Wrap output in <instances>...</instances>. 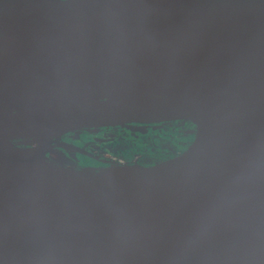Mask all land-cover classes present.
<instances>
[{"label":"water","instance_id":"water-1","mask_svg":"<svg viewBox=\"0 0 264 264\" xmlns=\"http://www.w3.org/2000/svg\"><path fill=\"white\" fill-rule=\"evenodd\" d=\"M124 6L91 21L67 0H0V264H264V0ZM180 119L192 144L159 165L48 155L101 166L115 160L62 135Z\"/></svg>","mask_w":264,"mask_h":264},{"label":"rangeland","instance_id":"rangeland-1","mask_svg":"<svg viewBox=\"0 0 264 264\" xmlns=\"http://www.w3.org/2000/svg\"><path fill=\"white\" fill-rule=\"evenodd\" d=\"M174 126V123H169L165 124V129L167 132H172V137L170 136L169 138H164L162 135H157V133H149L147 135L142 134V140L139 141L138 143L135 141H125L118 139L116 140V135H117V130H109L107 132H103L101 135H99L102 138H106L105 140H102L105 146V150L100 151L99 149V144L93 141L87 142L84 138L82 133H80V137L73 136L76 140L75 142H81L85 143V147L89 148L94 152L95 154H103L105 155L108 159L110 160H116L118 162H128L119 157L118 153H125V154H134L132 157V160L130 162H135L138 164H146L158 157L159 159L161 158V155H167L170 154L171 152H180L183 151L184 149H187V146H184L185 141L187 140V137L189 135V132L187 130L195 131L196 126H193L191 129L190 127H185V130H177L176 128H172ZM152 131V130H150ZM92 136V135H91ZM27 138V137H26ZM140 138V137H136ZM28 141V143H25ZM22 145L31 147L32 145L37 146V143L35 140H32L30 138L23 139L21 140ZM137 144V147H134ZM139 145V146H138ZM137 148V150H135ZM65 155V154H64ZM66 156V155H65ZM64 156V159L66 157ZM174 157H179L180 155H173ZM172 156V157H173ZM170 158V157H169ZM168 158V159H169ZM69 159V158H67ZM74 161L72 160V163ZM89 165H95V166H100V164H95V163H89V164H81V163H73V167L79 168V167H84V166H89Z\"/></svg>","mask_w":264,"mask_h":264},{"label":"bare ground","instance_id":"bare-ground-1","mask_svg":"<svg viewBox=\"0 0 264 264\" xmlns=\"http://www.w3.org/2000/svg\"><path fill=\"white\" fill-rule=\"evenodd\" d=\"M68 4L83 13L87 20L91 21H110L112 18L120 16L122 10L125 8V4L131 0H67ZM50 29H57L59 22L54 13H47L46 20L44 22ZM0 38H2L0 36ZM28 39L31 44H37L42 41L35 33L29 31ZM19 142V141H18ZM27 142V141H26ZM25 142V143H26ZM20 143V142H19ZM33 147V146H31ZM38 147V146H37ZM49 158L57 163H64V155L61 154L56 148H52L48 151ZM105 156V155H104ZM105 158H107L105 156ZM44 159H39L36 165L43 166ZM146 165V164H144ZM140 168V164L135 162H118L114 161L101 166L89 165L82 168L85 173H104V174H117L131 172ZM0 176L7 177L5 169L0 165Z\"/></svg>","mask_w":264,"mask_h":264},{"label":"flooded vegetation","instance_id":"flooded-vegetation-1","mask_svg":"<svg viewBox=\"0 0 264 264\" xmlns=\"http://www.w3.org/2000/svg\"><path fill=\"white\" fill-rule=\"evenodd\" d=\"M14 113L21 114V115H25V116H34V115L40 114V112H37V111H34V110H19V111H16ZM172 122L174 123V126H172V128H176L178 131L179 130H185L186 129L185 127H187V126L188 127L191 126V129L193 128V126H196V123L195 122H193L191 120H188V119L171 120V121H165V122H161V123L154 124L153 126L157 127L154 130L151 129V126L150 125H147V131L145 133H142V134L147 135L149 133H155L157 131L159 133V135H162V137H164V138H169L170 136L172 137L173 136L172 135V132L169 133L165 129V124H169V123H172ZM113 129H115L114 126L113 127H110V128H107V129H103L102 131H100V132L97 133V132H93L92 128H86V129L75 130V131H71V132L65 133V134L62 135V138L65 141H68V142H70L72 144L83 145V143H81V142H75L76 139L73 137V136L80 137V133H82L83 137L84 138L86 137V141L87 142L93 141V142H96L97 144H99L98 142H103L102 140H105L106 139V138L100 137L99 135H101L103 132H107V131L113 130ZM150 130H153V131H150ZM187 132H189V135L187 137V140L184 143V146H187V149L186 150L184 149L183 151H180L178 153L175 151V152H173V153L171 152L170 154H167V155H161V156H164V158L159 159L158 157H156V159H154V160L146 163V165H159V164H162V163H166V162H169V161H171V160H173V159L176 158L173 155H182L184 152H186L189 149L190 145L192 144V139H193V133H194V131L187 130ZM89 133H95V135H92L91 136V135H89ZM6 136L14 139V141H19L20 143H21V140L30 138V139L36 141L38 148L41 147V142L36 137L25 136V135L15 134V133H7ZM26 143H28V141ZM32 146H34V145H32ZM83 146H86L85 143H84ZM56 149L59 150L61 152V154L64 155L65 152L61 148H56ZM99 155H101V154H99ZM102 156H103V154H102ZM65 157L71 159L69 156H65ZM83 157L84 156H82V155L79 157L80 160H81V162L84 161L83 160ZM73 163H75V161Z\"/></svg>","mask_w":264,"mask_h":264},{"label":"trees","instance_id":"trees-1","mask_svg":"<svg viewBox=\"0 0 264 264\" xmlns=\"http://www.w3.org/2000/svg\"><path fill=\"white\" fill-rule=\"evenodd\" d=\"M114 127L117 130L116 140L121 139V140H125L128 142L135 141L137 143L142 140V136H143L142 133L133 132V131H130L127 129H121L117 126H114ZM155 133H157V135H159V133L157 131ZM89 135H95V133H89ZM136 137H140V138H136ZM98 143H99L100 151L105 150L104 143H102V142H98ZM134 147H137V144ZM135 150H137V148ZM137 151H139V150H137ZM118 155H119V157H121L125 161L130 162L132 160V157L134 154L132 153V154L128 155L125 153H118ZM161 158H164V156H161ZM83 160L84 161H82L81 164H86V163H97L98 164L99 163V162H96L95 160L88 158V157H85V156L83 157Z\"/></svg>","mask_w":264,"mask_h":264},{"label":"built area","instance_id":"built-area-1","mask_svg":"<svg viewBox=\"0 0 264 264\" xmlns=\"http://www.w3.org/2000/svg\"><path fill=\"white\" fill-rule=\"evenodd\" d=\"M33 147H36L35 145ZM65 164H68V165H73L72 163V159H65Z\"/></svg>","mask_w":264,"mask_h":264}]
</instances>
